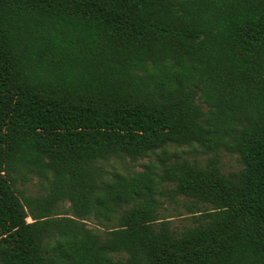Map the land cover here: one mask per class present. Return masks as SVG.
Returning a JSON list of instances; mask_svg holds the SVG:
<instances>
[{
    "label": "trees",
    "instance_id": "16d2710c",
    "mask_svg": "<svg viewBox=\"0 0 264 264\" xmlns=\"http://www.w3.org/2000/svg\"><path fill=\"white\" fill-rule=\"evenodd\" d=\"M0 264H264V0H0Z\"/></svg>",
    "mask_w": 264,
    "mask_h": 264
},
{
    "label": "rangeland",
    "instance_id": "374dc122",
    "mask_svg": "<svg viewBox=\"0 0 264 264\" xmlns=\"http://www.w3.org/2000/svg\"><path fill=\"white\" fill-rule=\"evenodd\" d=\"M169 148L172 149L173 146H169ZM183 149L187 151L186 147H184ZM182 155L187 156L189 159L197 158L202 161H204V159L207 156L206 153H202L199 150L183 152ZM146 160H147V157L138 160L137 163H132L127 160L119 161L116 159L115 160L112 159L110 160V164H113L115 167L121 170L141 169L142 167L141 163ZM219 166L223 172L227 173L229 171L237 170L240 167V162L238 161V159L236 158L234 154L222 153L220 156V160H219ZM106 167L111 168L110 165H106ZM35 181H36V178H33L31 182L26 184L28 192L33 193L36 190ZM162 213L169 217L173 226L179 227L182 224H188L191 221L189 217L190 212L187 211L185 207H183L180 200L178 202H170V201L164 202ZM27 220H30V218H27ZM87 225L91 227L99 226L95 223V220L93 218H90L89 220H87Z\"/></svg>",
    "mask_w": 264,
    "mask_h": 264
}]
</instances>
